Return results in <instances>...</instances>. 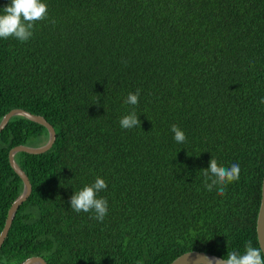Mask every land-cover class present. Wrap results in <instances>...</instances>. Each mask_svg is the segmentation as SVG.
Instances as JSON below:
<instances>
[{"label": "trees", "instance_id": "trees-1", "mask_svg": "<svg viewBox=\"0 0 264 264\" xmlns=\"http://www.w3.org/2000/svg\"><path fill=\"white\" fill-rule=\"evenodd\" d=\"M10 0H0V9ZM48 19L26 42L0 38V121L43 115L53 146L15 158L32 192L0 264H170L200 250L258 246L264 180V0H43ZM54 21V23H52ZM140 90L139 102L124 101ZM97 101H99L98 104ZM135 110L140 127L120 119ZM175 124L186 135L174 140ZM48 129L13 116L0 132V233L23 190L10 163ZM211 158L239 164L225 195L204 187ZM102 222L70 197L96 177ZM260 244V243H259Z\"/></svg>", "mask_w": 264, "mask_h": 264}, {"label": "clouds", "instance_id": "clouds-1", "mask_svg": "<svg viewBox=\"0 0 264 264\" xmlns=\"http://www.w3.org/2000/svg\"><path fill=\"white\" fill-rule=\"evenodd\" d=\"M48 19V6L43 0H10L0 9V38H14L20 42H26L33 36L34 26L39 21ZM54 23V21H52ZM140 90L129 93L124 103L135 106L139 102ZM97 101L96 104H98ZM264 104V97L260 100ZM120 126L124 129L140 127L141 121L133 109L129 114L123 116ZM174 133V140L177 143H184L186 135L177 125L171 126ZM204 176V187L211 192L215 188L217 195H225L226 186L240 178L239 164L233 163L230 167L221 166L215 158H211L209 166L201 170ZM107 188L105 179L96 177L90 185L74 192L70 197V208L77 213L94 212V219L102 222L108 213V201L106 198L98 197V193ZM11 264H17L15 260ZM20 264H24L23 261ZM137 264H141L137 261ZM216 264H264V245L253 246L251 240L245 243L243 253L232 250L228 251L226 257L216 260Z\"/></svg>", "mask_w": 264, "mask_h": 264}, {"label": "water", "instance_id": "water-1", "mask_svg": "<svg viewBox=\"0 0 264 264\" xmlns=\"http://www.w3.org/2000/svg\"><path fill=\"white\" fill-rule=\"evenodd\" d=\"M24 116L34 122L40 123L44 125L49 131V138L48 140L39 146H30V145H18L11 149L9 153L10 163L13 166L14 170L23 180V190L21 194L14 200L12 203L5 226L0 233V248L4 243L6 237L9 234L10 228L13 224L14 218L16 213L20 207V205L28 199L32 192V183L28 174L22 169V167L17 162L15 156L20 151H25L29 153H42L50 149L55 140H56V130L54 126L43 116L40 114H34L26 109L15 108L6 113L2 120L0 121V132L3 128L7 125L9 120L13 116ZM257 233H258V240L259 243L264 245V180H263V187H262V199H261V206L257 218ZM219 258H223L217 254L207 252V251H200V250H192L185 252L174 259L170 264H216V260ZM24 264H48V262L42 256H31L23 261Z\"/></svg>", "mask_w": 264, "mask_h": 264}]
</instances>
